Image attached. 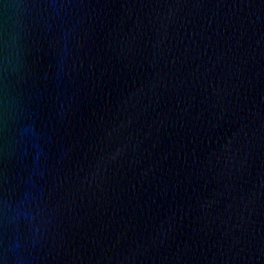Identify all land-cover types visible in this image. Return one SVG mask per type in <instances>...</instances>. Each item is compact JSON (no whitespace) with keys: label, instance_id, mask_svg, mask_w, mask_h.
<instances>
[{"label":"water","instance_id":"obj_1","mask_svg":"<svg viewBox=\"0 0 264 264\" xmlns=\"http://www.w3.org/2000/svg\"><path fill=\"white\" fill-rule=\"evenodd\" d=\"M0 264H264V0H0Z\"/></svg>","mask_w":264,"mask_h":264}]
</instances>
